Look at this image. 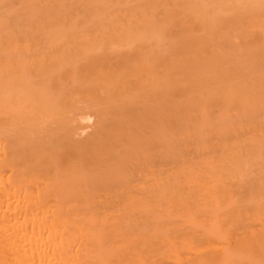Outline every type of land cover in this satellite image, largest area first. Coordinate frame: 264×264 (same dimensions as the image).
<instances>
[{
	"label": "bare ground",
	"instance_id": "obj_1",
	"mask_svg": "<svg viewBox=\"0 0 264 264\" xmlns=\"http://www.w3.org/2000/svg\"><path fill=\"white\" fill-rule=\"evenodd\" d=\"M0 264H264V0H0Z\"/></svg>",
	"mask_w": 264,
	"mask_h": 264
}]
</instances>
